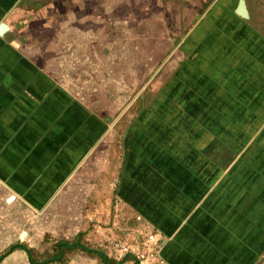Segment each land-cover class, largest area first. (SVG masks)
<instances>
[{
  "label": "rangeland",
  "instance_id": "1",
  "mask_svg": "<svg viewBox=\"0 0 264 264\" xmlns=\"http://www.w3.org/2000/svg\"><path fill=\"white\" fill-rule=\"evenodd\" d=\"M0 264H264V0H0Z\"/></svg>",
  "mask_w": 264,
  "mask_h": 264
},
{
  "label": "water",
  "instance_id": "2",
  "mask_svg": "<svg viewBox=\"0 0 264 264\" xmlns=\"http://www.w3.org/2000/svg\"><path fill=\"white\" fill-rule=\"evenodd\" d=\"M8 29V25L1 24L0 25V33H4Z\"/></svg>",
  "mask_w": 264,
  "mask_h": 264
}]
</instances>
